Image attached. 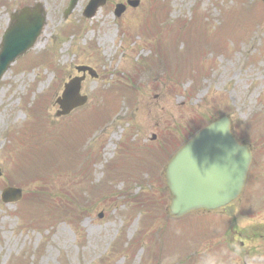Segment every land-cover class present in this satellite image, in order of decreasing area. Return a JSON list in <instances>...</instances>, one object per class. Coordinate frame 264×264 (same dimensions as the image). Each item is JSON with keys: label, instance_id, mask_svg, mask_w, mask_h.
Listing matches in <instances>:
<instances>
[{"label": "rangeland", "instance_id": "rangeland-1", "mask_svg": "<svg viewBox=\"0 0 264 264\" xmlns=\"http://www.w3.org/2000/svg\"><path fill=\"white\" fill-rule=\"evenodd\" d=\"M139 1L136 8L127 6L115 17V4L126 0H107L92 18H85L82 11L88 0H77L64 19L68 0H0V39L15 9L42 2L47 14L43 32L26 54L39 55L43 62L30 58L26 65L30 69L22 72L24 63L20 65L19 59L0 80V193L8 183L20 189L16 201L0 200V264H264V238L249 235L252 230L264 233V127L260 126L264 123V3ZM143 27L150 38L142 33ZM170 45L177 57L170 52L172 66H167L159 57L166 58ZM188 57L197 69L187 73L183 60ZM137 63L147 70L139 72ZM81 65L97 73L91 77L86 72L80 82L86 103L58 117L56 98L66 82L82 75L76 69ZM128 74L135 75L133 87L125 92L118 87L122 91L117 94L105 89L106 82H121ZM39 100L38 109L44 106L51 125L61 129L69 125L63 144L68 152L62 147L56 155L64 154L60 162L71 161L76 171L71 174L67 164L61 171L57 163L47 168L42 182L25 180L8 163V159L17 163L15 155H7L19 136L16 130L25 132L34 120L31 112ZM221 115L229 118L236 138L249 145L253 155L235 201V216L229 218L220 210L195 211L179 219L163 215L157 221L160 204L155 192L142 195L143 210L138 213V202L129 200L127 191L134 194L142 186L139 181L151 178L152 158L133 146L152 148L158 182L145 188L161 192L163 166L177 146L164 138L166 126L186 123L189 133ZM102 121L107 125L100 130ZM103 170L111 178L134 179L131 184L102 181ZM68 175L75 181V194L62 189L67 190L63 183ZM97 185L108 188L93 194ZM45 193L51 197L44 207L39 197ZM163 205L167 213L168 197H163ZM142 221L156 230L144 234L146 246H140ZM231 225L236 235L240 231L237 238L244 244L233 237L231 245L226 243ZM186 253L187 263L177 261ZM226 254L231 260L223 259Z\"/></svg>", "mask_w": 264, "mask_h": 264}, {"label": "water", "instance_id": "water-1", "mask_svg": "<svg viewBox=\"0 0 264 264\" xmlns=\"http://www.w3.org/2000/svg\"><path fill=\"white\" fill-rule=\"evenodd\" d=\"M104 0H91L86 9L92 15ZM75 4L72 0L66 12ZM0 48V76L10 62L33 44L43 24L39 5L24 8L12 16ZM250 161L249 151L233 139L228 122L221 119L204 128L185 143L169 161L165 177L171 195L170 213L180 216L197 208L214 209L225 206L228 214L233 206H226L240 192ZM18 193L5 189L2 199Z\"/></svg>", "mask_w": 264, "mask_h": 264}]
</instances>
